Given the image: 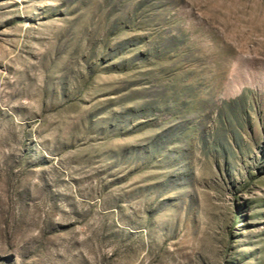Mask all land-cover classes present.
<instances>
[{
  "label": "rangeland",
  "instance_id": "rangeland-1",
  "mask_svg": "<svg viewBox=\"0 0 264 264\" xmlns=\"http://www.w3.org/2000/svg\"><path fill=\"white\" fill-rule=\"evenodd\" d=\"M0 264H264V0H0Z\"/></svg>",
  "mask_w": 264,
  "mask_h": 264
},
{
  "label": "crops",
  "instance_id": "crops-1",
  "mask_svg": "<svg viewBox=\"0 0 264 264\" xmlns=\"http://www.w3.org/2000/svg\"><path fill=\"white\" fill-rule=\"evenodd\" d=\"M234 67H235V65H234ZM234 67L232 69V74H233ZM242 72L244 73L246 71L243 70ZM231 75H230L229 79L224 84V95L226 96V98H227L228 101L229 100L232 101L234 103V105L237 106V104H239V103H237V101L239 100L238 99V96L240 94H242V92H243L242 85L243 84H247V83H243L239 87L232 88V90H230V89L227 88V85L230 82ZM262 81H260L258 84L260 85L262 83ZM258 84H256V85L248 84V85H250L252 87H257ZM222 104L223 103L221 101H219L218 102V107L216 109V110L220 111L221 114L219 112H217V111L214 112V114H212V116H214V118L221 117L222 122H223V125L225 127V131L226 132H223V133L220 134L221 136H223V138L222 139H219V140L230 141L229 136H238L239 141L244 140V133L242 132V129H241L243 123L242 122H237V121H234L233 120L235 118H243L244 116H247L246 114H242L241 113V105L238 106L239 109H240V114L237 113V112H235V114H233L230 110H228ZM211 108H212V105H210V106L208 105L207 106V109H206L207 112L211 111L212 110ZM245 113H248V110L247 109H245ZM207 114H209V113H207ZM232 121L234 123L233 125H232ZM212 122L214 123V120H212ZM230 125H232V127H229ZM211 134L212 135H208V132H204L203 133L204 139L205 140H213L214 138L211 137V136H213V133H211ZM206 136H208V137H206Z\"/></svg>",
  "mask_w": 264,
  "mask_h": 264
}]
</instances>
